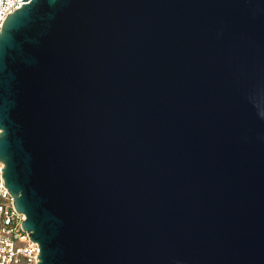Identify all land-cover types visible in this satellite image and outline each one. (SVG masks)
I'll list each match as a JSON object with an SVG mask.
<instances>
[{
  "label": "water",
  "instance_id": "95a60500",
  "mask_svg": "<svg viewBox=\"0 0 264 264\" xmlns=\"http://www.w3.org/2000/svg\"><path fill=\"white\" fill-rule=\"evenodd\" d=\"M0 161L37 264H264V0H21Z\"/></svg>",
  "mask_w": 264,
  "mask_h": 264
},
{
  "label": "built area",
  "instance_id": "2783aa9c",
  "mask_svg": "<svg viewBox=\"0 0 264 264\" xmlns=\"http://www.w3.org/2000/svg\"><path fill=\"white\" fill-rule=\"evenodd\" d=\"M19 1L0 0V31L7 15L25 2ZM1 169H4V164L0 161V264H37L39 246L22 229L21 222L25 216L16 211L13 197L5 187Z\"/></svg>",
  "mask_w": 264,
  "mask_h": 264
}]
</instances>
